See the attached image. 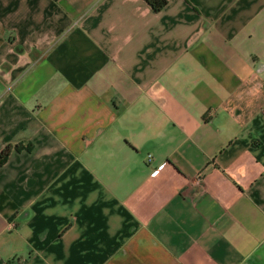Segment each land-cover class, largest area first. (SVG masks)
<instances>
[{
	"label": "crops",
	"instance_id": "obj_1",
	"mask_svg": "<svg viewBox=\"0 0 264 264\" xmlns=\"http://www.w3.org/2000/svg\"><path fill=\"white\" fill-rule=\"evenodd\" d=\"M263 111L264 0H0V264H264Z\"/></svg>",
	"mask_w": 264,
	"mask_h": 264
},
{
	"label": "trees",
	"instance_id": "obj_2",
	"mask_svg": "<svg viewBox=\"0 0 264 264\" xmlns=\"http://www.w3.org/2000/svg\"><path fill=\"white\" fill-rule=\"evenodd\" d=\"M145 1L150 5V7L154 11H160L167 4V0H145ZM31 147L32 146L30 144L24 146L22 143L7 144L0 152V165H3L6 162L11 151L13 150L20 151L22 149L31 150Z\"/></svg>",
	"mask_w": 264,
	"mask_h": 264
},
{
	"label": "built area",
	"instance_id": "obj_3",
	"mask_svg": "<svg viewBox=\"0 0 264 264\" xmlns=\"http://www.w3.org/2000/svg\"><path fill=\"white\" fill-rule=\"evenodd\" d=\"M263 113H264V111H263ZM148 158H150V155H148ZM157 172H158V170L155 169L152 173H153V174H156Z\"/></svg>",
	"mask_w": 264,
	"mask_h": 264
}]
</instances>
